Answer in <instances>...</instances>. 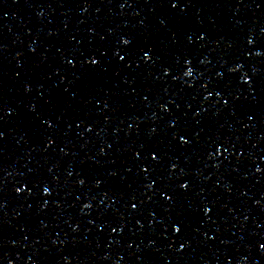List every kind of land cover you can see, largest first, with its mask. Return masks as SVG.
<instances>
[{
    "label": "water",
    "instance_id": "water-1",
    "mask_svg": "<svg viewBox=\"0 0 264 264\" xmlns=\"http://www.w3.org/2000/svg\"><path fill=\"white\" fill-rule=\"evenodd\" d=\"M0 264H264V0H0Z\"/></svg>",
    "mask_w": 264,
    "mask_h": 264
}]
</instances>
